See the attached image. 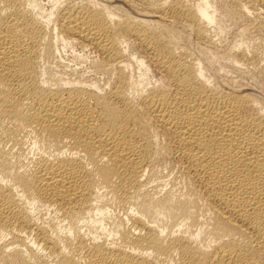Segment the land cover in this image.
I'll return each mask as SVG.
<instances>
[{
	"label": "bare ground",
	"instance_id": "6f19581e",
	"mask_svg": "<svg viewBox=\"0 0 264 264\" xmlns=\"http://www.w3.org/2000/svg\"><path fill=\"white\" fill-rule=\"evenodd\" d=\"M124 2L0 0V264H264V0Z\"/></svg>",
	"mask_w": 264,
	"mask_h": 264
},
{
	"label": "rangeland",
	"instance_id": "374dc122",
	"mask_svg": "<svg viewBox=\"0 0 264 264\" xmlns=\"http://www.w3.org/2000/svg\"><path fill=\"white\" fill-rule=\"evenodd\" d=\"M44 6H45V9H49L50 8V6H51V4H53L54 2H60V0H39ZM51 1H52V3H51ZM47 4V5H46ZM117 4H120L121 6H123L124 8H126V9H129V11L130 12H132L131 10H130V6H128L125 2H124V0H117ZM48 7V8H47ZM130 7V8H129ZM220 24L221 25H223L224 27L226 26V32H225V34H224V39L227 41V42H230V41H233L235 38L237 39V37H238V39L240 38L239 36V30H241V28L240 27H242V25L240 24V23H238V25H237V23H235V22H229V21H227V19H225V18H221L220 19ZM235 24V25H234ZM238 34V35H237ZM237 39V40H238ZM66 52V53H65ZM89 53V54H88ZM75 54V55H74ZM81 55V56H80ZM61 56H63L62 58H63V60H65L66 62H70L72 59H73V61L72 62H78V61H75V59L74 58H79L80 57V59H82V58H86V57H90L91 56V52L88 50V49H86V48H81V47H79V46H77V45H75V46H71V48H69V47H67V48H65L63 51H62V53H61ZM75 56V57H74ZM82 57V58H81ZM260 58L262 59V61H261V59H260V61H261V64L263 65V62H264V52H262L261 54H260ZM70 60V61H69ZM231 75H233V77H236V75L234 74V73H232ZM260 77V78H259ZM250 78V76H245L243 79H242V81L244 82V84H251L250 82H249V80L252 82V80H253V82H256L257 84H262L263 82H264V79H262L263 77H261V76H256V77H254V79H253V77L251 78V79H249ZM257 78H259L258 79V82H257ZM260 80V81H259ZM262 80V81H261ZM245 81H246V83H245ZM249 82V83H248ZM264 93V92H263ZM167 173V171H165V174ZM175 169H172V171L169 173V175L168 174H166V175H168L167 176V179H171L174 175H175Z\"/></svg>",
	"mask_w": 264,
	"mask_h": 264
}]
</instances>
